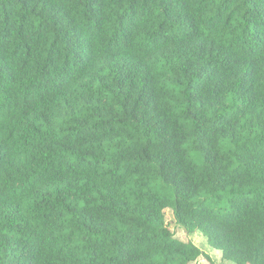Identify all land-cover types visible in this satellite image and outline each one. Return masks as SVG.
Instances as JSON below:
<instances>
[{
  "label": "trees",
  "instance_id": "16d2710c",
  "mask_svg": "<svg viewBox=\"0 0 264 264\" xmlns=\"http://www.w3.org/2000/svg\"><path fill=\"white\" fill-rule=\"evenodd\" d=\"M264 264V0H0V264Z\"/></svg>",
  "mask_w": 264,
  "mask_h": 264
},
{
  "label": "rangeland",
  "instance_id": "374dc122",
  "mask_svg": "<svg viewBox=\"0 0 264 264\" xmlns=\"http://www.w3.org/2000/svg\"><path fill=\"white\" fill-rule=\"evenodd\" d=\"M164 218L167 227L170 232L173 234L174 238L183 242V243H192L197 248H199L205 256L209 259H204L199 257L196 261L191 264H227L222 260L221 253L219 251L211 249L206 239L199 233L186 234L178 225L175 224L173 219V214L170 209L164 211Z\"/></svg>",
  "mask_w": 264,
  "mask_h": 264
}]
</instances>
